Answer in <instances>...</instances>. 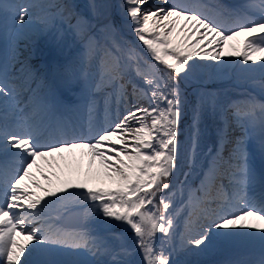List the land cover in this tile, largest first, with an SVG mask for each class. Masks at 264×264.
I'll return each mask as SVG.
<instances>
[{
    "label": "snow or ice",
    "instance_id": "obj_1",
    "mask_svg": "<svg viewBox=\"0 0 264 264\" xmlns=\"http://www.w3.org/2000/svg\"><path fill=\"white\" fill-rule=\"evenodd\" d=\"M36 6L16 3L12 6V20L21 26L28 24L30 8ZM54 7L66 21H71L73 13L68 11V5ZM91 7L103 5L93 3ZM122 7L136 40L155 63L144 60L135 45L118 41L116 29L111 25H105L97 37L91 33V22L83 16H77L75 24L69 23L84 38L89 62L96 61L100 83L110 85L118 98L126 97V88L131 86L136 101L118 122L87 138L74 136L71 140L54 142L27 125V121L18 130L0 125V264H63L29 259L61 250L87 253L95 258L72 264H132L129 257L137 250L142 264H178L171 258L172 251L164 246L174 236L175 209L169 211L173 208L171 194L163 193L171 189L180 150L183 100L179 80L182 74L186 76L194 69L195 62L189 63L193 58L219 63L224 56H235L244 65L250 61L258 64L264 72V0L248 5L258 9V18L237 15L228 29L201 11V5L189 0H124ZM239 37H243L242 47L232 44V50L226 52L225 46ZM137 79L144 87L137 84ZM11 93L12 89L0 82V97L8 98ZM140 98L148 100L147 107L139 105ZM223 111L225 128L221 140L227 139L229 129H241L228 157L222 155L219 147L216 157L227 166L225 172L237 195L234 199L226 198V206L219 211L209 213L207 208L203 209L207 223L189 232L181 247L198 254L209 251L216 238L248 237L258 239L264 252V194L258 200L243 194L253 181L245 138L257 128L264 154V102L249 97L229 104ZM199 118L196 108L190 137L193 152L198 143ZM74 150H81V158H87L89 170L98 161L112 186H92L79 179L66 181L59 188H45L39 183L33 169L50 183L41 163L51 168L58 154ZM215 171L213 161L204 173L205 180ZM73 196L83 200L104 227L113 221L126 226L125 231L133 233L134 246L115 234L109 239L53 227L49 222L52 206ZM210 199L204 180L189 192V201L206 204ZM157 233L164 237L160 247L156 246ZM17 237L28 243L19 242ZM258 264H264V256Z\"/></svg>",
    "mask_w": 264,
    "mask_h": 264
},
{
    "label": "rangeland",
    "instance_id": "obj_2",
    "mask_svg": "<svg viewBox=\"0 0 264 264\" xmlns=\"http://www.w3.org/2000/svg\"><path fill=\"white\" fill-rule=\"evenodd\" d=\"M56 4H64V0H55V5ZM66 12V11H65ZM243 39V37H239L237 38L238 41H240V39ZM235 44L237 47H239L237 45V41H232L229 42V45L227 47H229L231 49V45ZM226 47V46H225ZM226 49V48H225ZM232 50V49H231ZM235 57V56H234ZM236 58V57H235ZM237 72L240 75L241 78V83L246 86H257V87H264V72H262L259 68L258 64H252L251 61L249 62L248 65H243L240 68L237 69ZM193 75V74H192ZM191 75V76H192ZM189 77V76H188ZM200 80L204 82L205 79H202L200 77ZM186 86L190 84L189 82V78H187L185 81ZM205 83V82H204ZM206 84V83H205ZM200 104V103H199ZM198 129H199V135H198V143L195 147V152L192 154V158H191V164H195L197 162H201V160L198 157V152L200 154H203V151L206 150L207 145H208V139L210 136H213L217 133V130H213L212 132H208L206 129V126L202 123L198 124ZM192 136V135H191ZM254 143L260 145V140L257 139V137L254 138ZM248 142H246L245 147L248 150L253 149V146H250L248 148L247 146ZM257 145V146H258ZM190 146V145H189ZM186 146H184L185 148ZM200 147V148H199ZM71 172H73L72 170H70ZM74 174H78L77 171L73 172ZM48 175L51 177L52 173H48ZM181 206H183V204H181ZM177 210H181L180 208H176Z\"/></svg>",
    "mask_w": 264,
    "mask_h": 264
},
{
    "label": "bare ground",
    "instance_id": "obj_3",
    "mask_svg": "<svg viewBox=\"0 0 264 264\" xmlns=\"http://www.w3.org/2000/svg\"><path fill=\"white\" fill-rule=\"evenodd\" d=\"M198 254L195 253L194 250H191V251L188 252L187 257L190 258V259H193V258H196L198 256Z\"/></svg>",
    "mask_w": 264,
    "mask_h": 264
}]
</instances>
